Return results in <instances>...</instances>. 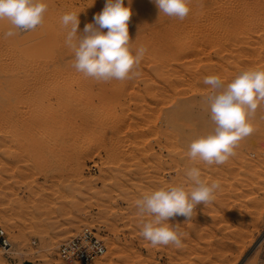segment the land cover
I'll list each match as a JSON object with an SVG mask.
<instances>
[{
  "label": "rangeland",
  "instance_id": "rangeland-1",
  "mask_svg": "<svg viewBox=\"0 0 264 264\" xmlns=\"http://www.w3.org/2000/svg\"><path fill=\"white\" fill-rule=\"evenodd\" d=\"M44 2L45 24L33 31L5 39L11 24L0 20V228L12 244L0 264H70L59 246L85 227L107 248L92 264H264V102L226 163L185 155L214 128L204 77L226 84L264 70V0H191L183 21L132 0L133 54L147 48L141 76L109 82L72 67L60 21L80 12L83 34L106 0ZM193 165L220 181L216 200L197 205L189 222L167 221L186 233L183 248L153 247L134 202L185 184Z\"/></svg>",
  "mask_w": 264,
  "mask_h": 264
},
{
  "label": "clouds",
  "instance_id": "clouds-1",
  "mask_svg": "<svg viewBox=\"0 0 264 264\" xmlns=\"http://www.w3.org/2000/svg\"><path fill=\"white\" fill-rule=\"evenodd\" d=\"M132 0H106L101 13L93 17L94 23L78 32L80 12H65L61 25L66 31L65 44L73 53L72 67L87 77L109 82L124 81L141 76L140 64L147 53L145 46L135 48L130 43L128 31L132 15ZM160 13L183 21L190 13L191 0H151ZM48 5L44 0H0V20L7 19L11 27L4 38L27 33L41 26ZM104 29H107L105 32ZM210 87L206 99L210 104L212 131L190 142L185 154L193 162L222 165L236 155L235 148L250 136L255 127L251 119L264 102V70L249 69L240 72L230 82L218 75L204 77ZM185 184L165 185L151 190L135 200L136 214L141 218L140 235L153 247L171 245L184 247L186 233L180 225H171L170 218L182 216L185 222L194 217L197 205L205 207L214 203L221 189L219 180L206 182L200 168L184 169Z\"/></svg>",
  "mask_w": 264,
  "mask_h": 264
},
{
  "label": "built area",
  "instance_id": "built-area-1",
  "mask_svg": "<svg viewBox=\"0 0 264 264\" xmlns=\"http://www.w3.org/2000/svg\"><path fill=\"white\" fill-rule=\"evenodd\" d=\"M12 244L8 233L0 228V249L9 253ZM107 252L100 233L85 227L75 236L64 241L58 249V257L66 263L92 264Z\"/></svg>",
  "mask_w": 264,
  "mask_h": 264
},
{
  "label": "bare ground",
  "instance_id": "bare-ground-1",
  "mask_svg": "<svg viewBox=\"0 0 264 264\" xmlns=\"http://www.w3.org/2000/svg\"><path fill=\"white\" fill-rule=\"evenodd\" d=\"M44 24H45V22L43 21V25H44ZM43 25H42V26H43ZM8 26H9V24H8ZM128 27H129V26H128ZM62 35H63V34H62ZM62 35H61V36H62ZM62 37H63V36H62ZM207 116H208V115H207ZM1 118H2V117H1ZM7 119H8V117L6 118V120H7ZM1 121H2V119H1ZM5 124H6V123H5ZM7 124H8V123H7ZM7 127H8V126H7ZM185 149H186V148H185ZM188 162H190V160H189ZM189 165H190V163H189ZM208 167H209V166H208ZM211 167H212V166H211ZM210 170H211V169H210ZM262 240H264V234L262 235V237L259 239L258 242L260 243ZM258 242H257V243H258ZM259 243H258V244H259Z\"/></svg>",
  "mask_w": 264,
  "mask_h": 264
},
{
  "label": "water",
  "instance_id": "water-1",
  "mask_svg": "<svg viewBox=\"0 0 264 264\" xmlns=\"http://www.w3.org/2000/svg\"><path fill=\"white\" fill-rule=\"evenodd\" d=\"M257 245H258V243H257ZM257 245H256V246H257Z\"/></svg>",
  "mask_w": 264,
  "mask_h": 264
}]
</instances>
